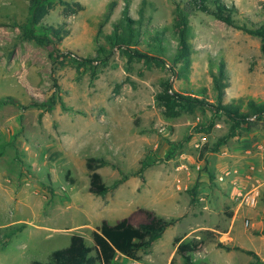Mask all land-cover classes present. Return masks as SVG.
<instances>
[{"label": "rangeland", "instance_id": "obj_1", "mask_svg": "<svg viewBox=\"0 0 264 264\" xmlns=\"http://www.w3.org/2000/svg\"><path fill=\"white\" fill-rule=\"evenodd\" d=\"M189 2L52 0L34 17L30 0H0V100H7L0 104V231L25 226L0 245V264L45 263L75 234L92 246L103 222L138 226L145 211L175 223L138 252L140 261L119 255L116 264H187L176 254L179 241L198 244L191 264H250L251 254L264 264V118L231 136L230 121L210 108L249 115L264 104L261 43L186 11L189 56L177 60L176 8L188 10ZM221 2L236 7L239 25H264V0ZM126 5L133 38L114 47L108 37L115 25L125 34ZM30 29L44 45L28 37ZM221 64L228 87L219 99L212 75ZM166 84L208 105L179 106L169 117L156 100ZM91 157L109 162L98 170L107 186L129 177L104 197L92 195Z\"/></svg>", "mask_w": 264, "mask_h": 264}, {"label": "trees", "instance_id": "obj_2", "mask_svg": "<svg viewBox=\"0 0 264 264\" xmlns=\"http://www.w3.org/2000/svg\"><path fill=\"white\" fill-rule=\"evenodd\" d=\"M47 1L52 0H30V10L33 12L34 17L44 11V5ZM114 5V2L109 5V8L104 15L105 21L110 18ZM211 5H213V7ZM187 6H189V9L183 11H180L178 6L176 8L179 15V18L177 19L179 35V48L176 55L177 60H183L189 56L185 32L187 25L186 11H200L212 16L214 19L224 23L228 27L242 31L251 37L258 38L261 43V52L264 54V25H239L234 19V15L237 12L234 5L226 6L221 0H190ZM123 17V21L127 24L125 25V34H118L119 26L115 25L113 35L108 37V40L112 42V46L114 47L120 45L128 46L133 38V30L130 27L133 21L128 18V5H126L123 10ZM34 20H36V18H34ZM32 23L34 24L33 21ZM51 31H53L56 36L59 34L58 30ZM28 33V37L35 40L40 45H44L47 41V39L42 40L39 36H36L31 29ZM54 51H56V48H53L52 52ZM102 52L104 53L101 49V53ZM66 55H71V53L68 52ZM109 57V55L104 56L102 60L99 58L84 59L83 62L85 64H92L93 62L100 60L104 64L109 60ZM133 57L150 62L158 61L156 58L141 55L139 53H133ZM225 78L226 73L224 70V64H221L217 74L212 75L213 89L219 99H222L225 93L224 91L228 87L224 82ZM156 100L158 104L165 109L166 114L169 117L178 115L179 112L176 111L175 108L179 106L193 110L195 107L208 105L204 100L177 94L168 84L163 86L162 94L158 95ZM5 101L7 100H0V104ZM210 108L216 110L215 113L223 114L227 117L231 123V136H237L240 130L248 131L251 127V118L254 117L258 121L264 118V104L252 105L251 113L249 115L238 112L237 109H234L232 106L217 105L210 106ZM108 165H110L109 162L101 158L91 157L87 159L86 170L89 177L88 191L92 195L104 197L112 189L117 188L122 183L123 179L129 177L128 175H123L122 179L116 181L112 186H107L103 182L98 170ZM137 174L140 175L141 170H139ZM144 213L146 221L143 224L134 226L128 219L120 220L115 225H109L108 223L103 222L98 229L91 233L92 246H88L82 236L75 234L70 237L68 247L52 252L48 257L47 262H33L31 264H116V258L119 255L130 261L138 262L140 261L138 252L145 251L149 248L155 239L159 238L175 223L174 220H165L156 216L154 212L145 211ZM24 227V225L10 226L4 231H0V245H3L10 237L20 233ZM197 249L198 244L196 242L184 243L179 241L176 248V254L180 255L185 263L191 264L190 254L196 252ZM251 255L256 258V262L250 264H263L254 254Z\"/></svg>", "mask_w": 264, "mask_h": 264}, {"label": "built area", "instance_id": "obj_3", "mask_svg": "<svg viewBox=\"0 0 264 264\" xmlns=\"http://www.w3.org/2000/svg\"><path fill=\"white\" fill-rule=\"evenodd\" d=\"M243 201H245L250 206L256 205V196H246Z\"/></svg>", "mask_w": 264, "mask_h": 264}]
</instances>
